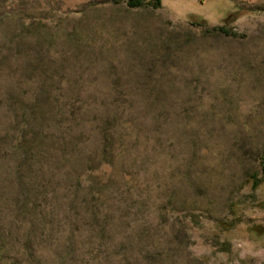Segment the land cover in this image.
Instances as JSON below:
<instances>
[{
  "label": "rangeland",
  "instance_id": "1",
  "mask_svg": "<svg viewBox=\"0 0 264 264\" xmlns=\"http://www.w3.org/2000/svg\"><path fill=\"white\" fill-rule=\"evenodd\" d=\"M260 159L264 0H0V264H264Z\"/></svg>",
  "mask_w": 264,
  "mask_h": 264
},
{
  "label": "trees",
  "instance_id": "2",
  "mask_svg": "<svg viewBox=\"0 0 264 264\" xmlns=\"http://www.w3.org/2000/svg\"><path fill=\"white\" fill-rule=\"evenodd\" d=\"M111 1L113 3L118 2V0H111ZM124 2L126 6L131 7V8H136V7H141V6H149L151 8H158L161 5V0H124ZM194 24L205 26L206 22L203 19H200L198 21H194ZM213 29L223 34H233L228 29H226L223 25L213 27ZM259 163H260L261 172L264 175L263 159H260ZM255 176H256L255 173L250 175L252 189H254L258 185V183L262 180V177H263L261 176L260 178H256ZM232 206L233 204L229 208H231Z\"/></svg>",
  "mask_w": 264,
  "mask_h": 264
}]
</instances>
